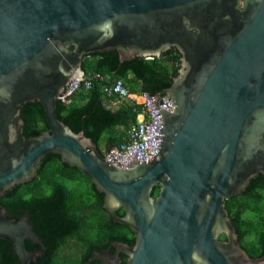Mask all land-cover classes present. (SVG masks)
I'll list each match as a JSON object with an SVG mask.
<instances>
[{"label": "water", "instance_id": "1", "mask_svg": "<svg viewBox=\"0 0 264 264\" xmlns=\"http://www.w3.org/2000/svg\"><path fill=\"white\" fill-rule=\"evenodd\" d=\"M171 48L178 70L154 94L151 160L121 166L109 143L106 157L56 117L84 56L117 51L123 62ZM47 153L86 176L134 237L82 264H121L119 253L124 264H264L240 245L224 204L264 174V0H0V195L36 176ZM0 239L18 264H40L42 251L26 247H45L28 214L0 205Z\"/></svg>", "mask_w": 264, "mask_h": 264}, {"label": "trees", "instance_id": "2", "mask_svg": "<svg viewBox=\"0 0 264 264\" xmlns=\"http://www.w3.org/2000/svg\"><path fill=\"white\" fill-rule=\"evenodd\" d=\"M179 54L175 48L160 57H136L119 61L117 51L93 53L81 60L83 75L107 74L120 78L131 92H156L170 86L177 75ZM116 102L112 108L108 104ZM137 106L129 100L106 96L97 83L79 89L64 100L56 99L55 115L72 131L83 129L86 137L101 152L127 141L128 125L136 120ZM159 185L151 195L155 196ZM103 193L97 191L88 178L76 168L62 162L57 154L47 153L31 180L15 185L0 195V205L8 214L29 215L34 233L42 241L39 245L26 242L28 249L42 251L37 258L40 264H82L93 250L110 248L111 242L134 243L132 231L113 221L103 207ZM225 207L235 226L240 245L251 257L264 254V174L251 178L245 190L224 200ZM122 215V209L117 210ZM225 239L224 235H220ZM73 240L76 257H59L58 250ZM121 264L125 256L119 253ZM10 243L0 239V264H18ZM36 264V263H32ZM88 264H100L91 260Z\"/></svg>", "mask_w": 264, "mask_h": 264}, {"label": "built area", "instance_id": "3", "mask_svg": "<svg viewBox=\"0 0 264 264\" xmlns=\"http://www.w3.org/2000/svg\"><path fill=\"white\" fill-rule=\"evenodd\" d=\"M93 83L99 85L104 95L129 100L137 105L134 107L137 112L136 120L131 122L126 130L127 141L109 149V153L116 151L117 163L124 166L134 155L145 161L155 157L159 152L161 119L155 106L154 95L131 92L122 79H111L107 74L93 73L69 82L58 99L64 100L79 89L87 90ZM101 153L107 157V150Z\"/></svg>", "mask_w": 264, "mask_h": 264}, {"label": "rangeland", "instance_id": "4", "mask_svg": "<svg viewBox=\"0 0 264 264\" xmlns=\"http://www.w3.org/2000/svg\"><path fill=\"white\" fill-rule=\"evenodd\" d=\"M110 107L115 108L116 107V102L108 104ZM101 152L105 151L103 147L100 148ZM58 255L59 257H68L70 259H73L76 257V246L75 242L73 240H69L67 245L62 246L58 250Z\"/></svg>", "mask_w": 264, "mask_h": 264}, {"label": "flooded vegetation", "instance_id": "5", "mask_svg": "<svg viewBox=\"0 0 264 264\" xmlns=\"http://www.w3.org/2000/svg\"><path fill=\"white\" fill-rule=\"evenodd\" d=\"M110 245H111V247H113V246H112V242H111V244H110ZM113 248H114V247H113ZM104 249H105V248H104ZM108 249L110 250V248H108ZM110 251H111V250H110ZM113 251H114V249H113Z\"/></svg>", "mask_w": 264, "mask_h": 264}]
</instances>
